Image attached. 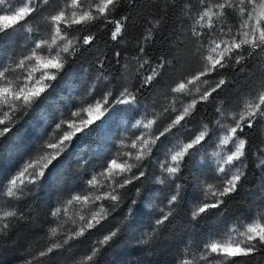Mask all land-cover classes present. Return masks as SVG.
<instances>
[{
    "label": "snow or ice",
    "instance_id": "obj_1",
    "mask_svg": "<svg viewBox=\"0 0 264 264\" xmlns=\"http://www.w3.org/2000/svg\"><path fill=\"white\" fill-rule=\"evenodd\" d=\"M127 2L129 7H135L136 0ZM50 3L51 0H0V35L23 29ZM119 4L120 0H91L85 7L83 0H63L62 6L58 3L45 18L43 31L46 35H41L40 28H29L31 36L19 53L20 58L16 59L17 53L11 58L17 73L15 81L7 79L12 73L9 64L4 63L0 67V78H3L0 80V106L3 109L0 137L12 129L9 125L31 107L70 61L88 52L97 61L93 66L98 72H103L108 57L100 59L92 51L100 37L96 33H74L81 32L93 21H100L105 27V34L110 32L111 40L118 43L129 19L128 16L115 18L111 15ZM259 4L260 0H199L200 11L195 16L189 14L191 24L185 21L182 31L174 34L187 36L199 45L196 59L200 67L195 71L184 73L177 67L183 40H175V55H172V39L161 37L162 43L169 45L167 53L159 58L144 59L140 64L142 87L151 89L154 84H161L158 83L161 79L167 80L164 96L165 99L172 98L171 109L156 103L151 105V112L145 108L144 120H137L132 125L134 131L130 136L122 137L130 140V147L123 154L118 149L115 156L99 167L100 171H92L83 191L70 195V198L57 197L43 217L34 208L25 212L18 206L19 198L39 186L49 165L66 151L77 133L100 120L112 105L139 107L138 91L133 92L127 87L121 91L117 86L119 94L115 95L105 84V94L97 99L93 94L97 85H92L93 91L88 95L95 99V103L86 101V107L81 104L79 110L71 111L69 118H61L54 129L60 130L62 135L51 130L55 138L49 139L47 135L36 145L33 154L6 179V183H0V200L11 198L7 200V207L14 209L3 211L0 217L5 221L3 230L7 231L13 222L17 226L23 222L44 233L42 239L45 242L41 244L37 241L35 250L30 249L20 257L24 264H50L60 259H75L73 249L81 252L76 264H97L125 223L134 217L137 199L148 182L158 186V190L147 207L159 215L153 219L151 229H146L134 243L150 245L157 241L179 209L186 188L192 186L199 192V199L190 205V221L182 232L183 239L179 244L184 251L181 252L178 246L176 264H212L217 258H221L224 264H238L241 258H250L258 251H264V211L259 207L255 214L250 207L246 208L249 214L242 212L235 218L231 229L227 224L199 240L193 236L200 218L212 209H221L227 198L246 181L247 158L252 143L250 134H260L262 147L257 148V167L264 170V131L258 127L264 123V79L251 83L245 97L234 106L226 103L229 98L221 95L245 77L256 79L248 69L249 63L264 53V12L257 14ZM230 9L240 15L241 24L236 32L230 28L224 31L223 24L217 27V20L229 14ZM166 19L167 15L162 13L161 21ZM155 39L156 36L152 35L145 39V44L154 43ZM138 51L147 56L145 47H139ZM120 55L119 51L115 53L117 63ZM225 69L231 72L224 73ZM170 72L175 73V78L169 75ZM165 74L166 79L163 78ZM104 79L106 76H98L97 84ZM186 101L190 103L185 106ZM200 104L212 105L215 109L214 124L205 123L204 116L196 120ZM149 116L152 118L149 119ZM209 148L213 151L208 158L210 162L202 166L205 171L201 173L205 174L185 176L184 170L193 157L198 153L207 154ZM154 165H158V172L154 170ZM80 167L84 170L83 163ZM101 177L104 178L102 185ZM92 191L100 193L95 196V201L103 203L97 205L94 201L90 202L85 192ZM126 201L130 202L113 223L112 214L122 209ZM260 203L264 205V200ZM65 204L88 205L90 218L81 216L79 226L74 220L69 226L64 220L68 211ZM97 207L99 211L94 210ZM45 224L48 225L46 232ZM54 224L56 227L52 226ZM221 235H227L228 239H217ZM93 236L95 239H92ZM65 253L70 255L65 258Z\"/></svg>",
    "mask_w": 264,
    "mask_h": 264
},
{
    "label": "trees",
    "instance_id": "obj_2",
    "mask_svg": "<svg viewBox=\"0 0 264 264\" xmlns=\"http://www.w3.org/2000/svg\"><path fill=\"white\" fill-rule=\"evenodd\" d=\"M262 1L264 5V0ZM83 2L85 7H87L91 0H83ZM173 5L177 6L173 7ZM55 7L56 3L51 0L48 8L40 13L30 24L25 25L23 29L10 31L7 35H0V50L7 49L8 57L14 56L18 49L20 50L23 48L24 43H27L25 36H31L29 28L33 30L37 28L43 29L46 24L45 18L48 17ZM198 11H200L199 0H136L135 7H129L127 0H120L119 6L111 15L115 18L128 16L129 19L126 22L125 30L119 37L118 43L111 40L110 32L105 34V27L100 21H93L81 29V32L74 33V35L96 33L100 37L92 51L99 55L100 59H104L105 56L108 57L103 72L96 70L93 65L97 64V61L88 52H85L76 60L70 61L65 66L63 71L57 75V78L50 82V87L33 101L26 112L18 116L16 121L9 125L12 129L4 137H0V180L9 169L15 167L23 154L42 142L52 132L51 130L57 133L60 132V130L54 129L55 124L61 118L70 117L77 97H82L92 92V85H97L95 93H98V95L106 90L104 88L105 84L108 85L109 89L115 91L118 86L117 79H119L124 66L128 65L130 68V80L127 88L133 92L138 91L140 100L139 107H127L129 113L125 112L123 114L126 117L125 120L130 122L134 116H138L141 110L144 117L145 108H148L149 112H151L153 103L159 105V101L165 99L164 91L168 81L161 79L158 81L161 84H154L151 89L143 88V73L140 69V64L143 63L144 59L150 57L159 58L161 55L166 54L169 45L162 43L161 37H167L173 41L172 55H175V40H183V47L179 50L180 63L177 67L184 73L197 70L200 67L196 59V51L199 45L194 44L187 36H174V34L182 31V25H184L185 21L191 24L189 14L195 16ZM262 12H264V7ZM162 13L167 15L166 20L161 21ZM149 23L152 25L151 29L149 28ZM221 24L225 26L224 31H228L230 28L233 32H236L241 24L239 12H233L230 9L229 14L217 20L218 28ZM112 27L114 28V26ZM152 35L156 36L155 42L151 43L150 41V44H145V39L150 38ZM141 46L145 47L147 56H142L139 53L138 48ZM117 51L121 53L118 63L115 57ZM153 64H155V61H153ZM248 71L255 75V80L245 77L238 84L221 93L222 96L229 98L226 103L231 104V106H234L245 97L251 83L264 79V75H261V73H264V53L259 54L249 63ZM230 72V69L224 70V73ZM169 75L175 78L174 72H170ZM98 76H106L107 79L97 84ZM163 78L166 79L167 74ZM216 78L218 79L219 76ZM216 103H219V101ZM167 106L171 109L172 103ZM198 107L200 112L196 114V120L204 116L205 123L211 122L214 124L216 115L212 105L200 104ZM108 119H112L110 127L105 126V121ZM124 123L127 124L126 122ZM113 124V113L108 109L100 120L77 133L66 151L49 165V168L39 181V186L19 198L20 205L18 206L23 208L25 212L34 208L43 217L47 214L48 209L52 207L53 193L58 188H63L64 191L68 186L81 189L83 187V179L90 171L87 156L90 155L92 161L95 162L100 159V156H98L99 151L96 147L102 148L107 152L117 146ZM65 125L64 128L66 127ZM258 127L264 131V123ZM118 128L119 124H116V134ZM250 138L252 143L249 146L247 158L246 181L242 183L236 193L227 198L221 209H212L209 214L200 218L193 234L195 238L214 231L215 223L219 219L223 222V225L224 223L225 225H234L235 218L240 216L242 212L245 215L249 214L246 208L250 207L254 214L258 207L261 211L264 209V205L260 203L264 200V170H260L257 167V148L262 147L260 144L261 137L260 134H250ZM91 149L92 152L90 153ZM196 159L195 155L184 170L185 176L199 175L197 172L199 169L200 172L205 171L202 165L196 164ZM82 163L84 170L80 167ZM58 167L60 171L57 170ZM154 170L158 172V165H154ZM56 172L60 173L57 179L53 178ZM190 183L189 181V185ZM157 187L150 182L144 184L137 199L134 217L125 223L119 236L112 246L106 249L99 257L97 264H128L129 261L132 264H176L175 256L177 248L183 239L182 232L190 221V205L199 199V192L192 186L187 187L179 209L162 230L161 237L150 245H139L134 243V241L138 240L146 229H151L155 210L147 207V205L156 197ZM8 199L11 198L6 197L5 200H0V207L7 205ZM129 202L126 201L122 209L112 214L113 223L115 218L123 214V210ZM101 203L103 202L99 201V205ZM9 210L14 209L9 208ZM33 214L35 215V212ZM4 223L5 221L1 219L0 264H24L20 257L30 249L35 250L37 241L43 244L45 242L42 239L44 233L23 222L18 226L13 222L12 227L5 231L3 230ZM43 227L46 232L48 225L45 224ZM188 231L191 232L192 230L188 229ZM57 234H60L59 229ZM92 239H95V237L93 236ZM184 239L187 241L186 236ZM181 247L179 246V250H181ZM73 252L75 253V259H60L52 261L50 264H76L81 252L77 251V249H73ZM69 255V253H65V258ZM213 262L212 264H224L221 258H217ZM238 264H264V251H258L250 258H241Z\"/></svg>",
    "mask_w": 264,
    "mask_h": 264
},
{
    "label": "rangeland",
    "instance_id": "obj_3",
    "mask_svg": "<svg viewBox=\"0 0 264 264\" xmlns=\"http://www.w3.org/2000/svg\"><path fill=\"white\" fill-rule=\"evenodd\" d=\"M53 1L56 3V7H57V4L58 3L61 6L63 4V0H53ZM261 5H263V1L262 0H260V4L257 5V9H256L257 14H259L260 12H262L263 7H261ZM40 30H41V35L42 36L43 35H46V33L43 31V29L40 28ZM25 37H26L25 39H27V43H28L29 42V39H30V35H27ZM27 43H24L23 48L27 45ZM23 48H21L20 50L18 49V52H16L17 53L16 59H19L20 58L19 53L21 52V50ZM6 51H7V49L0 50V67H2L4 63L9 64L11 66V68H12V73L7 76V79L8 80L15 81L16 74H17L16 73V70H15V65L11 64V56L12 55L10 57H8ZM129 75H130V68H129V66L128 65L127 66H124V68H123V70L121 72V75L119 76V79H117V81H118L117 84H118V86H120L119 90L122 91L123 90V87H127V84H128V82L130 80L129 79L130 78ZM2 79L3 78H0V80H2ZM105 92H106V90H104L100 95L105 94ZM114 94L115 95H118L119 92L116 91V89H115ZM94 95L96 96L97 99L100 96V95H98V93H95ZM86 101H90L91 103H95V99H92L88 95V93L85 94V95H83L82 97L81 96H78L77 97V100H76V103H74V105H73L72 111L79 110V107L81 106V104H83V106L86 107L87 106V103H85ZM170 103H172V105H173V101H172V98L171 97H169L168 99H162V100L159 101V105L160 104H162V105H168ZM187 103H190V101H186L185 102V106H186ZM108 109L111 110L112 113H113V122H114V124H113V130H114V135L117 138V140H115L117 146H114V148H112L111 150H108L107 152H105V150H103L102 148L96 147V149L99 151L98 152V156H100V159L94 162V161H92V158L90 157V155L87 156V161L90 164V171H89L88 175H86L84 177V179H83V184H82L83 187L81 189H76V188H72V187H69L68 186L65 189V191H64L63 188L62 189H59L58 188L53 193V197L54 198H53L52 206L54 205V202L56 201L57 197H67L68 196L67 198H70V195H75V194H78L81 191H83L84 190V186L86 184V180L89 178V176H90V174H91L92 171H94V170L100 171L101 169L99 167L101 165H103L110 157L115 156L117 154V150L118 149L120 150L121 154H123V152L125 151V149L130 147V140H128V139H122V137H128V136H130V134L134 131V129L132 128V125L135 124L137 120H144V117L142 115V112L143 111L141 110L138 113V116H134L130 122H127L125 120L126 117L123 115L125 112L129 113L127 106H124V105H112ZM231 115H232V113L230 112L229 113V116H231ZM86 116H87V114L85 113L84 114V118H86ZM0 118H3V109H2V106H0ZM148 118L151 119L152 117H148ZM73 119H75V118H73ZM111 121H112V119H108L107 121H105V126L106 127H110ZM124 122H126L127 124H125ZM116 124H119V128L117 130V134H116V131H115ZM65 126H66L65 129H66L67 128V125H65ZM125 129H127L128 131H125ZM54 132H56V131H54ZM60 133L61 132H59V134ZM137 134H139V133H137ZM61 135H62V133H61ZM48 138L49 139H54L55 138V136L53 134V131L50 134H48ZM36 145L34 147H32L29 151H27L25 154H23V156L20 158V160L18 161V163L15 165V167H13L12 169H9V171L0 180V183H3V182L6 183V179L10 175H12L19 168V166L24 162V160L26 158H28L29 156H31L33 154V152L35 151ZM212 151H213V149L209 148L207 154H205V153H198V154H196V158H197L196 159V164L197 165L199 164V165H202L203 166V165L209 163L210 160L208 158H211ZM91 152H92V149H91L90 153ZM161 159H162V157H161ZM57 170L60 171L59 167H58ZM197 172H198L199 175L200 174H205V173H201L203 171L200 172V169ZM206 174H208V173H206ZM59 175H60V173L59 172H56V173H54L53 178H56L57 179V178H59ZM208 175H210V173ZM103 179H104L103 177L100 178L101 185L103 183ZM5 194H6V189H5ZM85 194L89 196L90 202H93L94 201L97 205H99V201H95V196L97 194H100V193H98L97 191H92V192H85ZM198 198H199V194H198ZM194 203L195 202H193L192 204H194ZM65 206L68 208V211H67V214L64 216V220L65 221H68L69 226L71 225V222L73 220L76 222V225L79 226L81 224V221H80V217L81 216H86L87 218H90V214L87 211V209L89 207L88 205L70 206V205H66L65 204ZM7 210H9V208L7 207V205L1 206L0 207V217H2L3 211H7ZM94 210L95 211H99V207L95 208ZM262 211H264V209H262ZM154 214H155L154 215V218H156L159 215L157 212H154ZM0 221H1V219H0ZM215 225H216L214 227L215 230L212 231V232L221 230L224 227L225 223L223 225V222H221L220 219H219V220L216 221ZM54 226H56V225L54 224ZM232 227H234V225H231L230 224L229 225V228L231 229ZM209 234H210V232L207 233L206 235L202 236V237L199 236V237H196V238L194 237V238L197 239V240H199L201 238L207 237ZM233 236L235 238H238V237L235 236V233H233ZM217 239L227 240L228 239V236L227 235H221L220 237H217ZM180 251L181 252L184 251L183 247H181V250Z\"/></svg>",
    "mask_w": 264,
    "mask_h": 264
}]
</instances>
